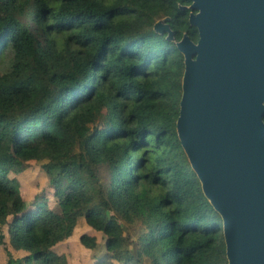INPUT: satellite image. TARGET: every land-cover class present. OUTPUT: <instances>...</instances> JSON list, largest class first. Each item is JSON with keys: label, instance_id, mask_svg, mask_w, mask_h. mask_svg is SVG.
<instances>
[{"label": "trees", "instance_id": "obj_1", "mask_svg": "<svg viewBox=\"0 0 264 264\" xmlns=\"http://www.w3.org/2000/svg\"><path fill=\"white\" fill-rule=\"evenodd\" d=\"M190 2L0 0V224L26 251L6 264H65L53 246L79 216L105 235L97 264H227L221 217L176 131L175 42L198 38ZM165 16L172 39L153 27ZM30 159L45 160L59 213L25 211L9 174Z\"/></svg>", "mask_w": 264, "mask_h": 264}, {"label": "water", "instance_id": "obj_2", "mask_svg": "<svg viewBox=\"0 0 264 264\" xmlns=\"http://www.w3.org/2000/svg\"><path fill=\"white\" fill-rule=\"evenodd\" d=\"M176 131L222 220L227 264H264V0H190ZM169 16L154 29L173 38Z\"/></svg>", "mask_w": 264, "mask_h": 264}, {"label": "rangeland", "instance_id": "obj_3", "mask_svg": "<svg viewBox=\"0 0 264 264\" xmlns=\"http://www.w3.org/2000/svg\"><path fill=\"white\" fill-rule=\"evenodd\" d=\"M1 60L3 59H0V72L4 63ZM100 120L103 124H107L104 111L100 114ZM44 162V159L20 160L13 164L9 175L17 178L19 181L20 193L25 201V211L34 209L40 203H45L53 211L59 213L60 207L56 201L57 198L42 167ZM10 220L11 216H8L7 221L9 222ZM123 224L126 231L128 225L125 222ZM129 231H131L130 228ZM82 233L95 236L96 244L93 248H87L80 243L79 236ZM0 236H2V242L0 243V264H6L8 253H11L13 257H21L26 254V251L16 250L10 245L7 223L0 224ZM104 242L105 235L101 231L93 230L86 224L84 217L79 216L72 234L66 239L57 242L53 246V250L63 256L65 264H97L98 261L106 260L110 255L105 250Z\"/></svg>", "mask_w": 264, "mask_h": 264}, {"label": "flooded vegetation", "instance_id": "obj_4", "mask_svg": "<svg viewBox=\"0 0 264 264\" xmlns=\"http://www.w3.org/2000/svg\"><path fill=\"white\" fill-rule=\"evenodd\" d=\"M262 119H263V121H264V113H263Z\"/></svg>", "mask_w": 264, "mask_h": 264}, {"label": "crops", "instance_id": "obj_5", "mask_svg": "<svg viewBox=\"0 0 264 264\" xmlns=\"http://www.w3.org/2000/svg\"><path fill=\"white\" fill-rule=\"evenodd\" d=\"M20 250H23V249H20ZM25 251V250H24Z\"/></svg>", "mask_w": 264, "mask_h": 264}]
</instances>
